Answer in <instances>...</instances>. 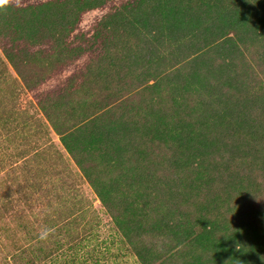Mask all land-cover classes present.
Segmentation results:
<instances>
[{
  "label": "rangeland",
  "instance_id": "rangeland-1",
  "mask_svg": "<svg viewBox=\"0 0 264 264\" xmlns=\"http://www.w3.org/2000/svg\"><path fill=\"white\" fill-rule=\"evenodd\" d=\"M72 1L11 0L0 10V264H142L116 223V208L105 205L95 188L109 185L120 173L114 168H120L106 161L99 150L104 146L99 148L92 133L106 123V135L100 139L118 145L134 127L166 128L174 121L171 112L179 107L176 97L183 93L187 95L180 99L189 111L198 94L183 90V81L191 78V89L196 88V76L190 73L207 69L210 60L200 62L212 56L206 52L220 51L212 49L219 29L228 28L220 43L236 41L235 48L227 45L224 53L234 57L233 71L241 87L231 88L222 106L228 115L233 111L232 117L239 100L248 102L250 110L256 100L253 118L245 120L255 125L258 139L263 138L257 146L259 161L251 163L250 155L234 146L216 152L205 162L213 175L202 176L201 187L187 198L190 204H183L182 216L192 223L200 205L208 204L213 213L220 206L229 228L253 222L264 226V0H204L215 6L211 12L200 0H190L193 15L200 10L209 14L204 27L213 24L197 35L193 29L184 34L168 28L175 18L166 12L182 0H89L97 6L75 15V24L67 33L60 32L65 12L77 5ZM48 3H54L49 10H38ZM222 6L232 14L248 10V26L236 33L222 20ZM19 8L31 12L16 16ZM41 19L44 31L35 36ZM152 27L160 31L157 37L163 35V44L151 43L144 35ZM170 38L176 43L168 44ZM174 76L180 85L175 91ZM183 111L180 107L178 114L185 117ZM250 128L239 130L250 134ZM156 152L161 155L163 149ZM249 152L257 154L251 148ZM163 165L148 190L165 200L169 178ZM85 170L94 175L93 181ZM237 172L251 176L247 187L239 184L242 176ZM143 190V184L133 183L131 192L121 190L129 197L117 202L134 203V195ZM148 213L152 217L154 212L145 209L142 217Z\"/></svg>",
  "mask_w": 264,
  "mask_h": 264
},
{
  "label": "trees",
  "instance_id": "trees-1",
  "mask_svg": "<svg viewBox=\"0 0 264 264\" xmlns=\"http://www.w3.org/2000/svg\"><path fill=\"white\" fill-rule=\"evenodd\" d=\"M203 1L200 0V3L205 5L204 7L207 8V11H213L212 7L215 6L210 3H203ZM72 2H77V5L72 8V11L65 12L66 21L60 23V32L67 33L69 26L75 24L77 20L74 19L75 15H79L83 10L97 6L96 3L89 0H73ZM191 2L193 1L182 0L179 4L180 6L176 7L174 11L166 12V15L168 14L175 18L168 28L174 26L177 30L180 29L182 32L184 30L183 33L185 34L192 32V29L197 31L204 27L205 16H209V14H205L200 10L198 14L193 15ZM53 4L48 3L39 6L38 10H41V7H46V10H49L48 7L53 6ZM164 6L163 4L159 5L160 8ZM239 9L240 11L232 14V10L224 6L220 7L222 20L225 23H229L228 26H232L236 33L250 23L244 17V15H248L249 11ZM28 12H31V10L19 8L14 14L27 17ZM186 18L194 20L190 23ZM42 20L39 21L37 30L34 31L35 36L44 31L42 30ZM179 20L180 22L182 21V24L178 22ZM132 22H135V18H132ZM212 26L213 24L204 28L210 30ZM155 29L154 27L150 28L149 32L144 35L148 37L151 43L155 41L158 45L163 44L164 39H161L163 35L160 34L162 36L157 37L160 31ZM226 29H219L217 40L213 41L212 49H220V51L215 52V54L211 51L206 52L211 53L212 56L208 57V59L203 58L205 60L202 59L200 61L201 63H206V60H210V65L207 69L205 71L200 70L198 74H196L199 70L198 68L196 71L192 69L190 74L196 76L194 77L197 81L196 88L191 89L192 81H194L191 78H189V83L188 78L187 81H183V90L189 89L188 91H192L193 96L194 92L198 94V98H196L194 105L189 110L190 112L188 111L189 107L184 106L185 103H182L180 99L181 97H186L187 93H183L181 96L176 97V104L179 107L177 111H170L173 114L172 120L174 121H172V125L167 124V129L165 127H153L151 124L144 125L143 128L138 129L134 127V131L129 133V137L126 140L119 138L124 144L119 143L118 145H115L117 144L116 142L112 144L100 139V137L104 138L106 135V123L101 124L92 133L95 142L97 144L99 142V148L104 146L99 150L104 152L106 161L117 163L121 169L114 168L115 171L120 173L109 185L99 184V186L94 184L95 188L105 205L111 209L113 207L116 208V223L123 231L129 244L133 246L142 264H264L263 225L257 227L256 223L253 222L249 226H243L242 223L241 227L229 228L230 222L224 215L222 216L220 206L217 207L216 213H213L210 211L208 204H201L200 214L198 213L195 220L188 224V221L185 222L181 210L183 204H190L187 198L193 197L194 193L192 191L201 187L202 183L200 180L202 176L213 175L210 169L205 166V162H208L212 155H216V152L229 146H234V149L243 150L240 152L242 155L244 154L245 156L248 153L251 163L256 164L259 161V149L257 146H259L263 138L259 140L257 137L259 135L258 130L252 129L255 125L249 126V123L245 120L253 118L251 110L254 111L255 108H258L256 100L253 101L252 106L254 108L251 110L248 102L242 103L239 100L238 106L235 108L238 109L235 111L237 114L234 112L232 117L233 111L228 115L222 106V97L228 94L229 90L240 91L241 88L240 81L233 71L235 64H233L232 59L234 57H229L224 53V48L227 45L235 48L236 41L232 38L223 43L219 41L222 37H227V32L224 33ZM155 31L157 33H154ZM197 34L198 31L196 32ZM262 34H264V30ZM169 43L174 44L176 42L170 38ZM206 56L208 55H203V57ZM194 61L197 62V59H194ZM178 79L179 77L174 76L172 88L174 91L180 86ZM253 96L258 99L257 95ZM216 98L220 99V103L216 101V103H219L218 105L212 102ZM180 107L184 110L182 114H185V117L178 114ZM143 109L147 111L149 108ZM102 120L106 122V118ZM256 126L258 128L261 125ZM241 127L243 129L251 127L252 132L250 134H242L239 130ZM236 130L238 132L235 134ZM122 133L123 131L118 132V135L121 136ZM231 135L232 138L230 139ZM63 140L66 146L70 148L71 144L66 139ZM160 148L163 149V152L158 155L156 151ZM249 148L253 150V153L257 154L252 156ZM235 153L239 152L233 151V154ZM129 162L130 164L128 165ZM163 164H166L167 168V170L165 169V178H169L164 184L166 191H169L165 200L160 199L156 195L153 196L148 190V188L151 189V186H148L151 181L158 180L159 172L161 171L159 169L164 166ZM262 164L264 166V161ZM251 171L254 173V169ZM85 172L93 181L94 175L86 170ZM193 175L195 180L192 178L194 177ZM239 175L242 176L241 173L237 172V176ZM197 177L198 179L196 180ZM247 179H251V176L247 174L246 177L242 176L239 184L247 187ZM133 183H137L138 186L143 184L147 191L143 190L144 192L140 195L135 194L134 203L123 201L124 203L120 204L117 202L119 197H129L128 192H121V190L124 189L131 192ZM249 183L252 184L251 182ZM121 205L124 206L122 207ZM167 208L168 210L165 211ZM145 209L154 212L152 217L151 213L142 217ZM243 228H247V230L244 231Z\"/></svg>",
  "mask_w": 264,
  "mask_h": 264
},
{
  "label": "clouds",
  "instance_id": "clouds-1",
  "mask_svg": "<svg viewBox=\"0 0 264 264\" xmlns=\"http://www.w3.org/2000/svg\"><path fill=\"white\" fill-rule=\"evenodd\" d=\"M10 2L11 0H0V10H4Z\"/></svg>",
  "mask_w": 264,
  "mask_h": 264
}]
</instances>
